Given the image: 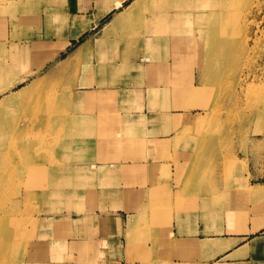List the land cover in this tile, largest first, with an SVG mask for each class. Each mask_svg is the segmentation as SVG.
<instances>
[{"label":"crops","instance_id":"1","mask_svg":"<svg viewBox=\"0 0 264 264\" xmlns=\"http://www.w3.org/2000/svg\"><path fill=\"white\" fill-rule=\"evenodd\" d=\"M182 1L32 0L0 13V57L26 43L14 55L29 49L42 59L20 61L26 72L32 62L40 66L11 90L71 72L82 62L63 68L61 60L90 40L92 81L78 89L95 98L96 108L99 98L122 105L134 96L131 111L95 110L84 124L80 119V136L94 138L79 147L91 159L78 167L94 170V188L78 193V212L42 215L30 228L27 255L14 264H264V129L253 134L255 150L237 153L234 176L185 181L196 146L182 136V118L190 120L182 105L196 100L187 94L197 83L173 91L178 81L167 73L196 70L182 57L190 54L199 9ZM128 73L144 84L125 85ZM10 96L0 94L1 151L14 134L8 105L19 100ZM87 120L94 121L89 128ZM216 151L205 150L213 165Z\"/></svg>","mask_w":264,"mask_h":264},{"label":"rangeland","instance_id":"2","mask_svg":"<svg viewBox=\"0 0 264 264\" xmlns=\"http://www.w3.org/2000/svg\"><path fill=\"white\" fill-rule=\"evenodd\" d=\"M30 1L0 0V13L9 14L17 3ZM182 3L191 6L193 11H197L196 7L199 9L193 15L195 21H199V27L192 24L190 54L182 57L184 64L196 70L167 73L178 81H172L173 91L179 86L187 91L188 84L197 83L192 92L188 88L187 94L189 100H196L182 105L184 110H189L190 117V120L182 118V136L196 146L195 167L189 166L186 175L195 170L194 176L199 179L230 178L238 173L237 153L255 150L253 134L264 129V0H183ZM220 12L223 15L220 16ZM207 19L213 23L202 24ZM14 26L12 23L11 28ZM203 43L208 44V48L198 46ZM25 45L23 43L12 53L0 57V67H5L1 75L10 83L18 80L20 70L26 72L28 69L27 64L20 65L19 69L14 62V54ZM86 47L84 43L61 60L63 68L78 65L80 61L83 66L78 65L49 82L20 87L31 91L22 101L8 105L14 134L7 137L10 150L1 153L7 157L1 164L11 175L4 177L7 182L2 184L0 191V258L7 264H14L27 255L25 246L30 240V228L42 215L62 213L63 210L78 212V193L94 188V170L78 167L81 161L91 159L79 147L84 148L86 139L94 138L88 131L87 135L83 131L80 136V119L84 124L86 114L95 110L118 116V113L134 108V104L129 103L134 98L131 94L124 98L126 101L122 105L109 96L99 98L97 108L94 97L74 98L75 92L82 91L78 89L79 84L92 81L87 74H93L94 61ZM23 52L30 55L27 60H42L29 49ZM199 52L202 54L198 55ZM89 59L93 61L91 67ZM30 65L31 69L40 66L33 62ZM129 77L125 85L144 84L140 75ZM19 82L22 81L15 84ZM30 108L33 113L27 111ZM52 108H56L58 114L42 115ZM207 115H210V121L202 119ZM90 122L94 121L87 120V128ZM104 122L107 120L102 124ZM111 122L115 126L121 124L118 118ZM258 143V150L264 149L262 142ZM209 145L219 149L214 152V165L210 157L212 152H205ZM26 148L28 150H24ZM205 155L209 156V161L205 160L208 159ZM246 161L243 166L248 163Z\"/></svg>","mask_w":264,"mask_h":264},{"label":"bare ground","instance_id":"3","mask_svg":"<svg viewBox=\"0 0 264 264\" xmlns=\"http://www.w3.org/2000/svg\"><path fill=\"white\" fill-rule=\"evenodd\" d=\"M202 15H204V17H206L207 16V14H202ZM221 15H223V12H220V16ZM84 28H82L81 27V30H83ZM211 33V31L208 29V33ZM78 33H79V31L77 30L73 35L74 36H77L78 35ZM91 41L89 40V41H87L86 43H85V45L87 46L86 48V50L89 52V53H91L90 51V47H91V43H90ZM198 46H201L200 48H202V49H204V48H208V44H206V43H203V44H199ZM200 54H202V53H198V55H200ZM51 56H53L52 54H50ZM29 58H31L30 57V55H27L26 53H23L22 54V56L21 57H15L14 56V62H15V66H18V68L20 69V65H21V63H20V61H24V60H26V61H28L27 59H29ZM49 58V57H48ZM90 60V59H89ZM93 61L92 60H90L89 61V65H90V67L91 66H93V63H92ZM81 66H83L82 64L79 66V67H81ZM94 68V67H93ZM3 69H5V67H0V78L2 77V79H0V92H2V91H6L7 89H10V88H12V86L16 83V82H18V81H23V80H26L27 79V76L28 75H30V74H33L34 73V71L35 70H33V69H31L30 71H28V72H24V70L22 69V71H23V74L22 73H19V76H18V80L16 81V82H12V83H10V82H8V81H6L5 80V76L3 77V75H1V72H2V70ZM80 70H82V68H80ZM94 70V69H93ZM32 86V85H31ZM33 87V86H32ZM31 90H29V89H24V88H19L18 90H16V91H13V90H10V97H11V99H13V100H23L25 97H26V95L30 92ZM3 93V92H2ZM1 94V93H0ZM74 96V98L75 99H81L82 97H85V94L82 92V91H78V92H75V94L73 95ZM54 98V97H53ZM52 105V104H51ZM56 108H52L50 111H48V112H46L45 114H43L44 116H48L49 115V113L52 115H54V114H58V113H56ZM27 111H29L30 113H33V112H31L32 110H31V108L30 109H28ZM202 119H204V120H208V121H210V115H207V116H205V117H203ZM170 120V119H169ZM46 130V129H45ZM38 133V132H37ZM37 133H35V134H37ZM40 133V132H39ZM40 135H41V133H40ZM39 135V136H40ZM43 135H44V133H43ZM46 135V134H45ZM47 135H48V133H47ZM37 136V135H36ZM26 137V136H25ZM41 137H43V136H41ZM49 137H52V136H49ZM30 138V137H29ZM33 138V137H32ZM47 138H48V136H47ZM46 138V139H47ZM43 139H44V137H43ZM23 140V139H22ZM21 140V141H22ZM46 143H48V142H46ZM50 143V142H49ZM53 143H57V141L56 142H53ZM9 145L10 144H7V149L8 150H10L9 149ZM14 147V146H13ZM8 150H6V151H1L0 150V190L2 189V184H4V183H6L7 182V180L6 179H4V177H6V176H9V175H11L8 171H4L3 170V164H1V161H3V160H5L7 157L5 156V155H2L1 153L2 152H8ZM15 150V149H14ZM13 151V150H12ZM16 151V150H15ZM20 160V159H19ZM11 161V160H10ZM5 165V164H4ZM5 167H7V165L5 166ZM15 167V166H14ZM190 167L192 168V169H194L193 167H195V160H193L192 162H191V164H190ZM26 168V167H25ZM7 170V169H6ZM194 172H195V170H192V171H190V174L189 175H186V180L187 181H190V179L194 176ZM21 173V172H20ZM15 174V173H14ZM23 174V173H22ZM7 178V177H6ZM60 190V189H59ZM59 192V191H58ZM62 192V191H61ZM9 219V218H8ZM13 237V236H12ZM15 241V240H14ZM15 244V243H14Z\"/></svg>","mask_w":264,"mask_h":264}]
</instances>
